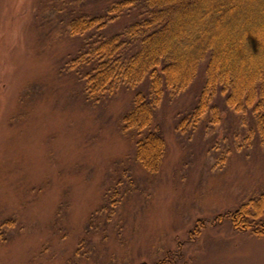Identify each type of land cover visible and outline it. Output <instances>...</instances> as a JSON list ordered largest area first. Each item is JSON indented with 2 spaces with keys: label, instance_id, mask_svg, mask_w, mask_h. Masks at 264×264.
I'll list each match as a JSON object with an SVG mask.
<instances>
[{
  "label": "rangeland",
  "instance_id": "obj_1",
  "mask_svg": "<svg viewBox=\"0 0 264 264\" xmlns=\"http://www.w3.org/2000/svg\"><path fill=\"white\" fill-rule=\"evenodd\" d=\"M50 3L0 0V264H264V233L227 217L253 201L264 216L254 116L215 105L179 125L197 78L158 104L165 154L143 169L123 128L133 90L85 98Z\"/></svg>",
  "mask_w": 264,
  "mask_h": 264
},
{
  "label": "trees",
  "instance_id": "obj_2",
  "mask_svg": "<svg viewBox=\"0 0 264 264\" xmlns=\"http://www.w3.org/2000/svg\"><path fill=\"white\" fill-rule=\"evenodd\" d=\"M50 5L69 36L79 39L65 63L85 98L133 90L123 128L136 132L135 156L143 169L158 171L165 154L155 122L158 104L165 95L188 92L197 78L202 88L179 125L195 124L207 108L225 105L249 111L264 143V0H51ZM114 22L121 27L108 33ZM253 203L227 217L237 229L264 233L263 207ZM169 255L158 263L175 264Z\"/></svg>",
  "mask_w": 264,
  "mask_h": 264
}]
</instances>
